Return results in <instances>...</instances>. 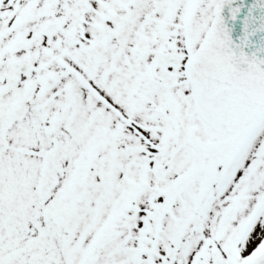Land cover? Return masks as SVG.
<instances>
[{
  "label": "snow or ice",
  "instance_id": "snow-or-ice-1",
  "mask_svg": "<svg viewBox=\"0 0 264 264\" xmlns=\"http://www.w3.org/2000/svg\"><path fill=\"white\" fill-rule=\"evenodd\" d=\"M0 264H264V0H0Z\"/></svg>",
  "mask_w": 264,
  "mask_h": 264
}]
</instances>
